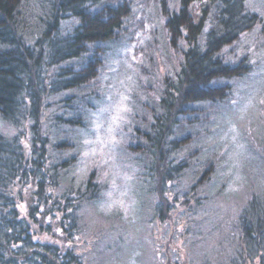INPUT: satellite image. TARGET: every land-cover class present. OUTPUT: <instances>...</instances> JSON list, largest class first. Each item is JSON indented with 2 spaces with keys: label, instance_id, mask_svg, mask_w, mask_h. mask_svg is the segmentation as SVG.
Returning a JSON list of instances; mask_svg holds the SVG:
<instances>
[{
  "label": "trees",
  "instance_id": "16d2710c",
  "mask_svg": "<svg viewBox=\"0 0 264 264\" xmlns=\"http://www.w3.org/2000/svg\"><path fill=\"white\" fill-rule=\"evenodd\" d=\"M104 1L0 0V120L14 130L13 135L0 130V264H102V254H119L120 249L110 246L121 245L130 234L125 231L126 221L120 224L121 214L107 215V227L85 219L92 208L101 213L96 207L103 199V188L95 172L76 184L72 172L79 153L74 152L76 142L67 138L86 127L85 112L94 106L88 90L93 89L109 51L121 41L123 23L131 14L126 1L121 6L112 1L113 5H104ZM167 1L161 0L167 39L181 60L163 76L158 97L145 115L152 118L148 126H143L144 114L135 117H143L141 128L136 123L133 128L134 138L143 142L128 145L135 153L128 160L145 158L139 167L141 172L147 169L154 185L148 199L160 223L169 210L166 194L173 189L183 188V197L188 194L195 202L194 207L188 206L190 215L205 210L208 198L199 193L217 185L216 168L223 158L214 152L219 149L200 143L213 139L215 126L204 136L195 126L210 121L204 115L212 109L207 104L226 105L230 100L228 81L250 72V66L227 62L222 51L261 19L248 0H180L177 11L168 8ZM189 174L193 183L185 188L182 181ZM249 178L250 190L241 194L243 186L238 189L236 210L226 212L222 223L203 230L202 223L188 215L189 225L180 236L184 242L168 240L164 257L161 243L154 238L150 264H172L174 256L165 253L170 248L183 256L175 264H264V181L261 187ZM30 184L38 190L30 194L25 216L17 206L21 193L17 198L12 189ZM222 191L218 188L216 195ZM157 195L159 200H153ZM53 207L60 208L62 222H67L55 224L66 243L73 241L72 249L42 241L33 230L30 217L40 215L44 220L40 210L50 212ZM149 231V236L156 232L152 227ZM81 236L92 241L90 249L86 243L74 249V239ZM213 237L220 238L209 246L215 263L208 259L213 252L206 248ZM130 243L125 244L127 262L135 264V248L142 261L144 251ZM196 249L200 262L190 258Z\"/></svg>",
  "mask_w": 264,
  "mask_h": 264
},
{
  "label": "rangeland",
  "instance_id": "374dc122",
  "mask_svg": "<svg viewBox=\"0 0 264 264\" xmlns=\"http://www.w3.org/2000/svg\"><path fill=\"white\" fill-rule=\"evenodd\" d=\"M111 1L117 2L119 6L125 5V1L130 3L131 14L123 23L121 41L109 51L93 89L88 90L93 97L91 99L87 96L86 99H91L90 102L94 106H88L89 110L85 112L86 127L67 135L68 139L76 142L77 148L74 152L79 153L78 165L72 175L76 184H79L89 173L95 172L97 183L103 188V199L96 207L103 214L98 213L94 208L90 209L85 217L91 221L90 224L96 226V223H100L107 227L109 226L107 215L121 214L120 224L125 225L126 221L128 225L125 227L126 233H130L126 238L127 241L125 242L124 238L121 245L110 246V249H120L121 258L118 253L108 252L102 254V264H134L132 261L127 262V256L125 257V244L130 242L140 246L145 255L141 261L139 259L141 252L135 248V264H150L154 256V238L161 243L160 250L162 249L163 257L165 245L168 247V240L171 239L173 243L184 242L180 236L184 228L189 225L188 206L194 207L195 202L188 194L183 197L181 193L183 188L173 189L170 192L166 190L169 192L165 197L170 200L169 210L164 213L166 217L164 222L160 223L151 209L153 203L149 202L151 198L149 191L154 185L151 186L152 180L146 176L147 169L141 172L139 167L140 162L145 158H139L137 162L128 158L129 155L135 154L131 152L133 148L130 147L138 141L143 142V139L134 138L135 123L141 128L143 121V117L136 119V115L137 118L143 114L147 115L158 97L156 93L161 89L163 76L170 73L169 67L175 68L178 65L181 56L169 46L166 16L163 14L165 3L161 0H105L103 4H112ZM166 3L168 8L174 11L180 7V0H168ZM248 6L261 16L259 23L253 30L243 34L237 42L225 47L222 55L233 65L242 63L244 67L250 66V72L238 79L228 81L232 87L230 100L226 105L207 104L205 107L212 109L204 111V115H208L210 121L204 120L206 116L204 119L201 117L204 121H200L195 126V130L202 136L209 128L215 126L216 133L213 139L202 140L200 143L204 144L203 147L208 143L212 148L219 149L214 152L223 158L216 168L214 181L217 187L209 188L210 190L205 194L204 190L199 193L200 196L208 198L204 203L205 210L202 211V207L200 214L190 215L191 219L202 223L203 230L213 227L216 223H222L226 212L236 210L237 200L240 199V194L236 192L242 186L241 194L250 190L247 187L251 179L249 177L255 178V182L261 183V187L264 181L262 162L264 159V0H248ZM145 117L144 127L148 126L152 119L150 115ZM0 130L10 135L14 133V130L1 120ZM157 173L156 169L155 181L158 183ZM193 177L189 174L182 181L185 188L193 183H189ZM220 187L223 188V193L216 195ZM37 190L35 184L12 189L17 198L21 193L17 206L23 215L27 216L30 194L36 193ZM178 192L180 195L177 199ZM49 197L46 195V198ZM175 198L177 200L173 201ZM152 199L158 201V195ZM46 209L40 210L45 215L44 220L40 215L37 219L30 217L33 230L42 241L55 243L64 249H72L73 241L66 243L65 237L55 224L56 220L60 225L67 224L62 222L63 215L60 208L53 207L50 212ZM151 227L156 232L149 236ZM135 228L139 230L137 236L134 235ZM217 239L220 238L213 237L208 244L206 243V248L210 252L213 251L209 246H215ZM74 240H76L74 248L76 250H80L84 243L87 249L91 248L88 247L92 243L90 239L85 240L81 236ZM176 252L177 250L171 248L165 251L169 257H175L171 261L172 264H175L176 258L179 261L183 258ZM198 255L199 250L196 249L190 258L200 262ZM208 259L211 263H215V253L213 252Z\"/></svg>",
  "mask_w": 264,
  "mask_h": 264
}]
</instances>
